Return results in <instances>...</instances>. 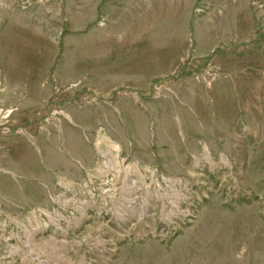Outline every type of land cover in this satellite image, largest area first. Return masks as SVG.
<instances>
[{
    "label": "rangeland",
    "instance_id": "rangeland-1",
    "mask_svg": "<svg viewBox=\"0 0 264 264\" xmlns=\"http://www.w3.org/2000/svg\"><path fill=\"white\" fill-rule=\"evenodd\" d=\"M0 264H264V0H0Z\"/></svg>",
    "mask_w": 264,
    "mask_h": 264
},
{
    "label": "built area",
    "instance_id": "built-area-1",
    "mask_svg": "<svg viewBox=\"0 0 264 264\" xmlns=\"http://www.w3.org/2000/svg\"><path fill=\"white\" fill-rule=\"evenodd\" d=\"M118 152H119V151H118ZM105 162H107L106 165H107L109 168H114V164H113V161H112L111 159H109V160H105ZM112 182H114V181H112ZM93 192H95V191H93ZM121 196H123V195H121ZM124 199H125V198H124ZM125 201H126V199H125ZM101 202H103V201H101ZM103 203H104V202H103ZM116 203H117L118 205L122 204V203L120 202V198L116 201ZM104 205H105V203H104ZM125 205H126V204H125ZM87 207H88V212L90 211V212H91V215H92L93 213H95V212H97V213H95L96 215H98V216L101 215L99 204L97 205V204H95V203H91L90 206L87 205ZM95 207H96V208H95ZM104 214H107V213H104ZM113 218H115V219H120V217L117 215V213H116L115 211H114V213H113ZM98 220H99V219H98ZM113 221H115V220L113 219Z\"/></svg>",
    "mask_w": 264,
    "mask_h": 264
}]
</instances>
